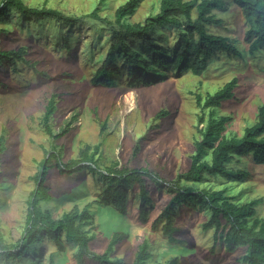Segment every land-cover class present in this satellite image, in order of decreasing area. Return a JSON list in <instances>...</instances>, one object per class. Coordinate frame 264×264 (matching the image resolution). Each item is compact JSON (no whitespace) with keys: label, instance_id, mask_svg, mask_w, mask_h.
<instances>
[{"label":"rangeland","instance_id":"obj_1","mask_svg":"<svg viewBox=\"0 0 264 264\" xmlns=\"http://www.w3.org/2000/svg\"><path fill=\"white\" fill-rule=\"evenodd\" d=\"M98 1L23 0L27 5L55 8L70 16L91 11ZM124 1L106 0L104 7H99V14L111 19L115 8ZM157 2L142 0L128 21L143 22L151 8L156 11ZM223 8L216 12L223 24L211 26L210 30L231 36L238 48L245 51V58L232 55L227 59L222 55L201 75L169 73L151 85L129 79L124 67L114 86L93 85L90 79L108 43L106 37L100 39V44L94 42L89 23L79 29L80 41L70 53L60 48L56 41L44 39L43 35L41 39H28L29 32L32 35L34 27L39 28L36 19L21 21L20 15L12 12L0 21V49L25 47L24 58L34 63L36 70L20 61L15 71L9 63L0 68V136L5 138L6 148L0 161V234L4 243L15 244L23 233L27 200L34 188L33 175L39 170L38 160L47 156L45 151L56 147L62 161H68L78 158L80 149L86 145L93 147L99 143V160L95 163L101 172H107L106 167L118 162L130 168L146 167L166 180L158 186L147 184L146 218L141 219L138 213L137 184L128 189L126 208L121 213L100 203L103 186L97 181L98 176L93 177L87 170L61 174L54 160L48 168L46 184L50 186V199L42 203L44 210L58 218L75 205L89 204L97 226L92 249L102 252L114 235L123 236L113 254L128 262L135 256L138 243L146 238L153 254L147 264L162 263L173 257H177L178 264H240L235 259L242 254L241 249L227 252L219 248V242L213 245L212 229L202 228L208 218L204 211L186 208L176 211L174 225L179 229L181 240L175 243L167 240L160 227L151 228L154 218L171 196L164 186L188 168L194 139L199 138L195 126L200 110L196 96L199 94L203 99L206 93H213L236 77L239 82L233 97L223 101L217 112L230 116L226 129L237 135L242 134L245 125L255 121L256 109L264 103V49L248 53V43L243 39L246 28L240 11L231 0H224ZM52 24L54 22L44 20L41 27L45 29ZM166 33L169 36L167 46L171 48L175 39L171 31ZM52 94H56V109L50 122L53 136L65 130L56 139L48 136L41 125L45 105ZM130 97L132 108L127 103ZM160 112L165 115L159 116ZM139 143L140 149L133 152ZM249 160L243 163L249 167L251 176L239 186L243 194L241 202L262 198L257 211L264 217V166L254 167ZM210 180L224 182L218 178ZM215 245L217 250L213 254L211 248ZM64 248L57 251L53 243L39 244L33 256H37L34 264H49L50 254H54L52 264H74L76 246L65 242Z\"/></svg>","mask_w":264,"mask_h":264},{"label":"trees","instance_id":"obj_2","mask_svg":"<svg viewBox=\"0 0 264 264\" xmlns=\"http://www.w3.org/2000/svg\"><path fill=\"white\" fill-rule=\"evenodd\" d=\"M105 1L99 0L91 11L81 16H70L55 8L27 5L23 0H1L0 21L7 19L12 12L20 15L21 21L36 19L39 28L34 27L28 39H41L43 35L44 39L56 41L60 48L70 53L76 50L80 41L79 29L89 23L94 42L100 44V39L106 37L108 43L103 59L90 79L93 85L103 87L115 85L116 77L123 71L121 67L126 69L129 79L138 84L151 85L163 80L169 73L201 75L222 55L227 59L232 55L245 58V51L238 48L231 36L210 30L211 26L223 24L216 12L224 9V0H158L156 11L151 8V13L143 22L135 23L129 22L128 18L135 13L142 0L124 1L115 8L111 19L99 14ZM231 2L240 11L246 28L243 39L248 43V53L264 49V0ZM44 20L54 24L44 29L41 27ZM46 30L48 33H45ZM167 31H171L175 39L171 48L167 46ZM25 53V47L0 49V68L9 63L15 71L20 61L36 71L34 63L24 58ZM238 82L236 77H232L213 93H206L203 99L199 94L196 96L200 108L195 125L199 138L194 139L188 168L164 186L171 196L154 218L151 228L160 227L167 240L175 243L181 240L178 238L179 229L174 225L176 211L182 208L204 211L208 218L202 228L212 229L213 245L219 242V248L227 252L241 249L242 254L235 259L240 264H264V217L257 211V205L263 200L255 198L241 202L243 194L239 187L251 176L249 167L246 168L243 163L250 159L252 166H264V103L256 109L255 121L245 125L241 135L227 131L230 116L217 112L223 101L233 97ZM55 97L56 94H52L47 100L41 124L45 133L54 139L65 133L62 129L53 136L50 122L56 109ZM140 145H136L133 152L138 151ZM5 149V138L0 136V161ZM98 152L99 143L93 147L86 145L80 149L78 158L62 161L56 147L45 151L48 154L38 160L39 170L33 175L34 188L27 200L20 239L15 244H6L0 234V264H34L36 247L46 242L53 243L57 251L65 249V242L75 245L74 264H147L153 254L146 238L138 243L130 262L113 254L114 247L123 236L114 235L102 252L92 249L97 226L89 204L83 207L75 205L58 218L43 208L42 203L50 199V186L46 184V179L49 165L54 160L61 174L87 170L93 177L98 176L97 181L103 186L100 203L110 205L121 213L126 208L128 189L137 184L138 213L141 219L146 218L148 185L154 183L158 186L166 180L146 167L130 168L118 162L106 167L107 172L103 173L95 163L99 160ZM143 174L146 176L143 177ZM212 178L224 182L211 181ZM215 250L216 245L211 248L213 254ZM53 255H49V264L53 263ZM176 258L156 264H178Z\"/></svg>","mask_w":264,"mask_h":264},{"label":"bare ground","instance_id":"obj_3","mask_svg":"<svg viewBox=\"0 0 264 264\" xmlns=\"http://www.w3.org/2000/svg\"><path fill=\"white\" fill-rule=\"evenodd\" d=\"M127 103L130 105V108H132V104H133L132 97L127 99Z\"/></svg>","mask_w":264,"mask_h":264}]
</instances>
